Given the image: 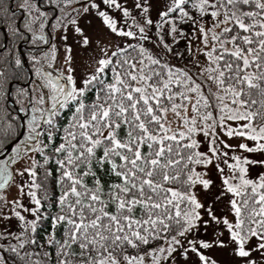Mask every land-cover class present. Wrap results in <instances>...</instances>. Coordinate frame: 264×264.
Listing matches in <instances>:
<instances>
[{"label":"snow or ice","instance_id":"snow-or-ice-1","mask_svg":"<svg viewBox=\"0 0 264 264\" xmlns=\"http://www.w3.org/2000/svg\"><path fill=\"white\" fill-rule=\"evenodd\" d=\"M0 264H264V0H0Z\"/></svg>","mask_w":264,"mask_h":264}]
</instances>
